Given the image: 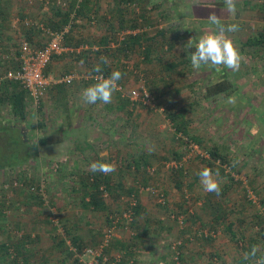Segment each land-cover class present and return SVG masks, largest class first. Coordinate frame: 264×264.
<instances>
[{
	"label": "rangeland",
	"instance_id": "1",
	"mask_svg": "<svg viewBox=\"0 0 264 264\" xmlns=\"http://www.w3.org/2000/svg\"><path fill=\"white\" fill-rule=\"evenodd\" d=\"M57 1L0 0V77L6 69L18 66L21 42L34 48L46 45L48 36L40 26L45 29L51 17L62 23ZM120 1L87 0L84 15L72 18L67 37L79 46L67 47L66 52L51 60L45 73L52 84L39 109L34 110L27 101L22 119L11 113L7 98L0 103V264H17L20 254L35 256L23 244L34 246L43 238L56 244L64 237L68 239L69 234H77L86 248L97 249L109 228L106 219L114 217L109 215H115L116 220L122 215L124 219L130 200L135 198L128 190L119 197L114 191L104 193L102 199L110 211L94 212L80 207L75 192L66 194L71 187H79L89 175V165L96 161L114 163L111 179L131 187L140 201L144 210L137 219V229L146 223L144 218L152 227V219L159 217L171 221L176 233L195 228L196 237L189 234L186 239L183 236L187 233H180L181 237L167 233L157 244L149 242L139 253L138 264L163 263L158 251L164 257L169 255L174 264H246V260L242 262L243 254L253 245H260L264 251V233L259 232L264 229V43L248 44V39L264 33V0H237L235 17L226 12L224 0H131L126 7ZM213 2L220 5L210 10L202 6ZM118 9H122V20ZM210 13H215L224 25H239L238 32L226 33L242 57L236 72L225 68L218 72L207 68L196 71L190 59L185 67L178 61L187 52L190 39L198 41L216 30L207 19ZM200 16L205 19L199 20ZM139 17H143L139 30L122 29ZM128 31L132 35L144 32L147 37L162 32L155 42H149V61L144 60L141 48L128 55L119 52V43ZM105 39L108 52L96 57L93 51H102ZM83 50H91L90 63L100 64L106 72L91 70L77 56ZM102 56L107 64L100 62ZM117 70L123 75L112 102L86 104L82 91L96 83L98 75L107 78ZM66 75L73 76L71 84H55ZM221 80L228 83V91L207 94V89ZM229 96L236 97L234 106L226 103ZM183 109L186 136L178 134L166 116L182 113ZM6 128L14 131L8 133ZM16 129L31 145L24 164L19 163L23 156L18 154ZM209 151L226 156L227 164L213 160ZM142 153L148 155L147 165L136 170L132 161ZM176 164L183 172L175 169ZM204 167L214 174L219 172L223 181L219 196L203 191L197 173ZM15 181L17 186L13 185ZM40 182L38 193L43 206L32 200L29 191L30 185L34 188ZM15 192L23 204L16 202ZM161 198L164 204H160ZM209 204L224 212L218 224L211 225ZM51 211L56 213L57 227L48 219ZM228 224L233 225L230 233L226 231ZM114 228L113 240L124 244L131 242L136 233L120 222ZM200 231L205 233L198 234ZM215 244L218 251L208 250ZM2 245L7 249L2 250ZM65 245H56L53 257L44 261L77 262ZM195 246L199 252L204 250L203 258H191L189 250ZM176 256L180 257L178 262ZM83 258L85 264L94 261L90 256ZM118 259L110 251L99 262L116 264Z\"/></svg>",
	"mask_w": 264,
	"mask_h": 264
},
{
	"label": "trees",
	"instance_id": "2",
	"mask_svg": "<svg viewBox=\"0 0 264 264\" xmlns=\"http://www.w3.org/2000/svg\"><path fill=\"white\" fill-rule=\"evenodd\" d=\"M70 1L71 2H68V3L66 2V4H67L66 8L65 7L61 8L60 6H57L61 12V14H59V15L61 16L63 24H64V22H65V24L69 23V17L71 14L73 15V19H78L80 16H83L84 15L83 10H84V8H86V6L88 4L87 0H84L82 3L79 4V7L77 8L75 0H70ZM130 1L131 0H121L120 3L126 7V4ZM121 10L118 9V16H119L120 20H122V16H123V13ZM141 21H143V17H142V19L140 17H139V19L138 18L133 19V21L131 22L129 27H123L122 29L130 30V31L139 30L141 28V23H142ZM62 23L57 22L54 17H51L47 20V24H45V28L47 27V29H49L53 32H59L64 28L62 26H64L65 24L63 25ZM69 32H71V29ZM161 34H162V32L158 31L154 35L147 37L148 34L144 33V32H141V33L138 32L134 35L128 33V34L123 36L121 42L119 43V52L123 53L124 55H128V53L134 52L137 48H141L142 53L144 54V60L149 61L150 60L149 59L150 53H151V48H149V46H150L149 42H151V41L155 42V39L157 38V36H161ZM71 40L72 39H69L66 35L64 38V41H63V45L65 47H69V48H77L79 46V43H77V41L75 43H72ZM107 43H108L107 39H105L103 42H101V44L104 47ZM259 43H264V33L259 35L257 38L248 39L249 45L250 44L255 45V44H259ZM100 50L98 49L97 51H93L94 55L96 57H98L102 52H105V53L108 52L107 51L108 48H106V47L103 48L102 51H100ZM90 51L91 50H88V51L83 50V52L78 54L77 56L80 57L81 60H84L85 62H87V64H89L88 65L89 68H91V70H93L95 64L90 63V61H89L90 58L88 57V54L90 53ZM194 51H195L194 46L187 47V52L189 55H191V53ZM103 69L104 70L102 72H106L105 68H103ZM228 88H229L228 83L225 80H221V81L211 85V87H209L207 89V94L222 95L228 91ZM3 89H5V90L3 91ZM9 89L12 91H9ZM7 92H9V93H7ZM6 98L9 101L11 113L14 116H18V117L23 119L25 116V111L27 110V101H29V96H28L27 92L25 90H23L17 83H14L11 81H4L0 85V103H3V101ZM183 112H184V109L182 110V113L177 111V112L169 113L166 116L168 117V120L171 123H174V128H175L176 132L178 134H182V135L186 136L188 134H187L186 124H185L186 122H185V120H183V117H184ZM4 130H7L8 133H9V131L10 132L14 131V130H9L8 128H6ZM16 131L18 132L17 129L15 130V132ZM17 132L14 134H15V137H17L15 140L19 142V146H20V151H18V154H21L23 156V158L20 159L19 163L24 164V162H26V160L28 159L29 151H31V149H30L31 145L29 144V142H30L29 139H26L21 134H19V132L18 133ZM191 140H195V142L198 144L200 143L196 138H191ZM209 156H211V158L213 160H219V162L221 164H227L226 156L223 157L220 153L218 154L217 152L209 151ZM147 159H148V155L145 153H142L136 159H133L132 163L135 165V169L139 170L141 168V166L147 165ZM182 170L183 169L181 167H179L177 171H182ZM88 172H89V175H87V177H84L85 180H83L79 184V187H74V188L71 187V189L66 190V194L70 193V195H72L71 192H75L74 194L77 195L76 198L78 197V202H79V205L82 209L92 210L94 212H109L110 209L108 208V206L106 205V203L102 199V197H103L104 193L110 194L112 191L116 192L118 197H119L121 193H124L125 191L128 190L127 193L129 194V196L135 198L134 200L132 199L134 201V205L128 206L127 210H126L127 212L131 213L130 214V217H131L130 220L129 219H122V215H120L119 218H117V220L115 219V217H116L115 215H109V216H114V217H108L106 219L107 223H109V225H108L109 227H112L114 221L116 220V224L118 222H120L122 226H124L126 228H127V226H129V228L131 230L135 231L136 233L132 237L131 242L124 244V242H121L117 239L113 240V238H111L108 241L107 246L103 249L98 260L102 261V258L105 257V254L108 255L110 251L116 250L117 252H119L118 253L119 262L116 264H138L137 259H138L139 254L135 250L136 242L148 239L150 233L152 231H154V229L151 227V223L146 224L149 222V220L145 219V218H144V221L146 223L144 224V226L142 228L138 227V229H137V227H135L137 219L141 216L140 213H142L141 211L143 209L140 201L131 192L132 191L131 187L125 188V186L122 184L121 181H117L115 183V181H113V179H111L110 174L104 175V174L99 173V172L93 173L90 170V168H89ZM40 186H41V182L38 183L36 185V187H34V188L32 187V185H30L29 191L31 192L30 194L32 195V200L35 199V200L39 201V203L41 202V204L43 206L44 204L42 203V200H41L42 196L40 195L41 194L40 193ZM35 194H38V196L36 195L37 196L36 197ZM129 199H131V198H129ZM129 205H130V202H129ZM48 206L49 205H47V207ZM209 206L211 208V210H209V212H210V214H212V218H211L212 221H210L211 225L213 223L218 224L219 222H221L224 219V215H223L224 212L222 213L219 208H218V210H216L217 207L213 208L212 207L213 204L212 205L209 204ZM118 219H119V221H118ZM231 226H233V225L228 224L226 226L227 233H230L229 231H230ZM139 229H141L142 231H140ZM259 232L264 233V229H261ZM231 235L234 238V234L231 233ZM83 242H84V240L81 237H79L77 234L76 235H70L69 234L68 239L66 237H64L63 240L60 239L59 242L56 243V245L58 247V245L64 246L66 244L67 246H70L72 249H74V252L69 251V252H71V254H77L78 255V254H81L82 251H84V249H88L85 247ZM1 249L6 250L7 248L4 245H2ZM68 250H69V247H68ZM5 252H7V251H5ZM242 262H246V261L244 260ZM246 264H248V261L246 262Z\"/></svg>",
	"mask_w": 264,
	"mask_h": 264
},
{
	"label": "clouds",
	"instance_id": "3",
	"mask_svg": "<svg viewBox=\"0 0 264 264\" xmlns=\"http://www.w3.org/2000/svg\"><path fill=\"white\" fill-rule=\"evenodd\" d=\"M237 0H224L225 10L231 16L235 17L237 12ZM208 21L211 25L216 26L215 31H209L202 35L198 41L193 37L189 40L190 46H194L195 51L190 55L191 68L199 71L202 68L220 71L222 68L236 72L240 68L242 57L228 38L226 33H235L239 31V25L233 23L224 25L220 18L215 13H210ZM100 62L107 64L106 57H100ZM93 71L101 73L100 64L94 66ZM120 71H113L110 76L105 78L103 75H98L96 83L84 89L81 93L82 99L86 104H95L98 101L104 104H110L113 99V93L118 88V81L122 78ZM226 103L230 105L236 104V97L229 96ZM154 148L150 149V151ZM93 173H102L109 175L115 171L114 163H106L101 161L93 162L89 165ZM199 182L205 193H214L216 196L221 194V185L223 181L219 178V172L213 173V170L208 167L202 168L198 173ZM258 253L259 256H258ZM243 259L251 261L252 264H264V251L260 245H253L250 251L243 254Z\"/></svg>",
	"mask_w": 264,
	"mask_h": 264
},
{
	"label": "built area",
	"instance_id": "4",
	"mask_svg": "<svg viewBox=\"0 0 264 264\" xmlns=\"http://www.w3.org/2000/svg\"><path fill=\"white\" fill-rule=\"evenodd\" d=\"M84 0H75L76 7H79V4ZM57 5L61 8H66V1L58 0ZM73 15L71 14V18L69 23L59 32H53L49 29H43L40 26L41 30L48 36V42L41 48H34L26 42H21L19 48L17 49L18 56V66L13 69H6L0 77V85L4 81H11L17 83L23 90H25L29 96L28 104L34 109L37 110L42 103L46 90L51 86L52 80L45 73L48 65L51 63V60L54 56L60 55L63 52L68 50L67 47L63 45V41L65 36L69 33L71 29ZM130 33V32H127ZM1 44V40H0ZM73 81L72 75H66L57 79L55 84H63L69 85ZM144 100H148L146 94H144ZM175 169H178L179 165H174ZM15 186L18 185V182L15 181ZM160 204H164V200L160 199ZM134 205V201L130 200V206ZM127 215H124V219H131L130 212H127ZM50 223L54 226H58V219L56 217V213L54 211L50 212L48 217ZM183 221H180L182 224ZM116 226V220L113 223L112 227L108 228V231L104 234L103 241L99 244L97 249H84L81 254H75V257L79 259L80 262L85 264L84 258L85 256H90L94 259L92 264H101L98 260L103 249L107 246L108 241L112 238L114 231V227ZM69 245V244H68ZM175 244L172 246V249H175ZM69 250L74 252L70 246ZM119 258V256H117ZM178 262L179 256L174 258ZM119 261V259H118ZM176 262V263H177Z\"/></svg>",
	"mask_w": 264,
	"mask_h": 264
},
{
	"label": "crops",
	"instance_id": "5",
	"mask_svg": "<svg viewBox=\"0 0 264 264\" xmlns=\"http://www.w3.org/2000/svg\"><path fill=\"white\" fill-rule=\"evenodd\" d=\"M264 2V1H263ZM243 4H244V2H242ZM217 5H220V4H217L216 2H213V3H209L208 5H202V6H204V7H206V8H208L209 10L210 9H215V7L217 6ZM223 9V8H222ZM195 11H198V9H197V7L194 9ZM202 17V18H201ZM205 18H203V16H200L199 17V20H204ZM256 27H260L261 25H255ZM262 27V26H261ZM190 59V55L186 52V51H184V53L182 54V57H180L179 59H178V61H179V63H180V65H181V67H185L186 66V64H187V61L186 60H189ZM188 74V73H187ZM184 76H187L186 74H184ZM15 195H16V197H15V200H16V202L19 204H23L22 203V198H20V201H19V197H18V192H15ZM25 207L23 206V209H24ZM22 213H23V211H22ZM193 216H194V214H193ZM23 217V216H22ZM24 219H25V217H23ZM153 220V223L152 224H154V225H152V228L155 230V231H152L151 233H150V239H145V240H142V241H137V243H136V246H135V250H136V252L139 254L140 252H141V250L143 251V250H145L146 248V246H148V245H150L149 244V242H155V244H157V240H161V239H164L163 237H164V235L165 234H169V235H174V236H177V237H181L180 236V233L181 234H184V233H187V235L184 237L183 236V238H189V236H195L196 235V233H195V228L193 227L192 229H190L189 231H183V232H181L180 231V233H176V228H175V226H174V224L171 222V221H169L168 219H166V218H163V217H159V218H154V219H152ZM151 220V221H152ZM211 220V219H210ZM163 221V222H162ZM23 223H27V222H23ZM174 226V227H173ZM188 232H190V233H188ZM192 232V233H191ZM202 232H204L205 233V231H200V232H198V234H200V233H202ZM29 233H31V232H29ZM35 234H40L39 233V231H36V233ZM35 234H32V236H35ZM167 234V235H168ZM190 234V235H189ZM21 233H20V235H19V237H21ZM189 235V236H188ZM151 236H153V237H155V239H152L151 240ZM41 237V235H39V238ZM196 237V236H195ZM192 238V237H191ZM188 240H190L191 241V239H188ZM54 241H56V239H54ZM20 243V242H19ZM18 243V244H19ZM37 242H34V246H33V244L29 247V245H24L23 244V246L24 247H26L29 251H33L36 255L35 256H33L32 255V253H28V255H22V254H20V257L22 256V258H20L18 261H17V264H52L53 262H51V261H48V263L46 262V261H44V260H50V258H52L53 256L51 255V253L52 252H54L55 250H56V244L55 243H49V242H47V240H46V238H43V239H41V240H39V243L38 244H36ZM191 245H193L192 243H191ZM143 246H145V247H143ZM198 246V245H197ZM197 246H195V248H191V250H189V255L191 256V258H193V256L194 255H196V257L199 259V258H203V256H201V255H204L203 254V252H204V250L201 248L200 249V252H199V249H198V247ZM227 246V245H226ZM161 249V248H160ZM151 250H154V248L153 249H149L148 251H151ZM159 249H157V251H158ZM208 250H211V251H218L219 249H218V247H216V244L214 245V246H212V248H210V249H208ZM12 252H13V249L11 250ZM118 253L119 252H117L116 250H112L111 251V256H118ZM162 252L160 251H158V257H160V261H163V263H161V264H174L173 262H172V260L170 259V258H168V257H170L169 255H165V257H164V254L162 253ZM15 254V253H14ZM10 255V254H9ZM16 255V254H15ZM72 256L74 257V258H76L75 257V254H72ZM168 256V257H167ZM12 258H13V256H11ZM182 258H184L183 256H182ZM187 258V257H186ZM189 258V257H188ZM77 259V258H76ZM119 261H117V263H118ZM189 262H191V260L189 261ZM58 264H83L82 262H80L79 261V259L77 260V262L75 261H70V262H67V261H63V262H60V263H58Z\"/></svg>",
	"mask_w": 264,
	"mask_h": 264
}]
</instances>
